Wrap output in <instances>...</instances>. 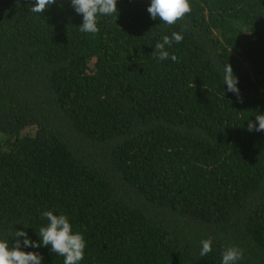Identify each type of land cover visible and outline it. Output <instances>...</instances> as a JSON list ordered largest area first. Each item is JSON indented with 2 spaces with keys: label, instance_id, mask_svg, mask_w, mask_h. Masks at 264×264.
<instances>
[{
  "label": "trees",
  "instance_id": "16d2710c",
  "mask_svg": "<svg viewBox=\"0 0 264 264\" xmlns=\"http://www.w3.org/2000/svg\"><path fill=\"white\" fill-rule=\"evenodd\" d=\"M189 2L166 25L150 0H117L93 36L70 0H0V240L39 243L52 211L84 236L80 264H221L231 246L264 264V131L247 130L264 114V0ZM172 32L177 60L159 61Z\"/></svg>",
  "mask_w": 264,
  "mask_h": 264
},
{
  "label": "clouds",
  "instance_id": "9594fccd",
  "mask_svg": "<svg viewBox=\"0 0 264 264\" xmlns=\"http://www.w3.org/2000/svg\"><path fill=\"white\" fill-rule=\"evenodd\" d=\"M57 0H35V4L30 7L32 13H44L49 6L55 4ZM71 7L83 18L79 30L82 33L95 36L99 32L98 17L111 16L118 13L117 0H70ZM192 11L189 0H150L147 12L155 20L166 25H173L182 20ZM183 41V35L179 32H172L171 36L164 35L161 41L155 43L154 49L159 61L171 59L175 62L177 57L170 54V48L175 42L179 44ZM167 46V47H166ZM223 72V84L227 85V91L232 92L237 97L238 102H243L237 87L238 78L234 76L231 65L225 64L220 69ZM248 131H264V114L255 115V122L248 121ZM42 217L48 221L47 226L39 229L40 242L32 241L27 232L23 230L15 231V243L9 246L5 240H0V264H42L43 257L38 252L23 251V248H39L50 246L51 251L62 256L63 264H80L84 259L85 248L87 247L84 236L72 231V225L65 214L55 215L52 211H44ZM23 237V241L19 238ZM199 255L204 257L212 251V241L203 239L201 242ZM243 259V250L231 246L222 253L221 264H237Z\"/></svg>",
  "mask_w": 264,
  "mask_h": 264
}]
</instances>
